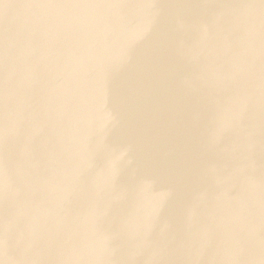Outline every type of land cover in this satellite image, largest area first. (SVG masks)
I'll return each mask as SVG.
<instances>
[{"label": "water", "instance_id": "water-1", "mask_svg": "<svg viewBox=\"0 0 264 264\" xmlns=\"http://www.w3.org/2000/svg\"><path fill=\"white\" fill-rule=\"evenodd\" d=\"M0 264H264V0H0Z\"/></svg>", "mask_w": 264, "mask_h": 264}, {"label": "clouds", "instance_id": "clouds-1", "mask_svg": "<svg viewBox=\"0 0 264 264\" xmlns=\"http://www.w3.org/2000/svg\"><path fill=\"white\" fill-rule=\"evenodd\" d=\"M139 31L140 36L136 37V39L131 38V32H122L120 36L119 50L123 52H130L134 44L147 34V27H141Z\"/></svg>", "mask_w": 264, "mask_h": 264}]
</instances>
